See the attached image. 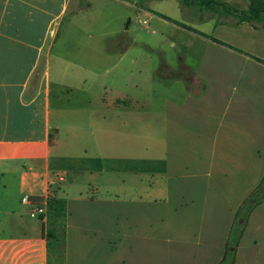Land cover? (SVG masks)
<instances>
[{
    "label": "crops",
    "instance_id": "crops-1",
    "mask_svg": "<svg viewBox=\"0 0 264 264\" xmlns=\"http://www.w3.org/2000/svg\"><path fill=\"white\" fill-rule=\"evenodd\" d=\"M66 1L0 0V264H217L264 173V27L197 35L222 61L145 104L124 31L52 30ZM54 45L75 58L52 77ZM235 241L234 264H264V201Z\"/></svg>",
    "mask_w": 264,
    "mask_h": 264
},
{
    "label": "rangeland",
    "instance_id": "rangeland-1",
    "mask_svg": "<svg viewBox=\"0 0 264 264\" xmlns=\"http://www.w3.org/2000/svg\"><path fill=\"white\" fill-rule=\"evenodd\" d=\"M219 1L243 10L254 0ZM162 16L170 21L164 20ZM233 20L229 16L182 8L175 0H67L61 25L57 28L53 26L52 30L95 33L98 47L108 45V38L102 35L113 33L115 36L124 31L122 41L133 44L122 60L123 65L135 61L142 67L145 104H148L150 101L147 100L164 93L162 87L166 85L177 82L183 87L190 84L195 64L222 61L218 59L220 55L216 54L217 50H209L208 44L197 35H211L216 24ZM55 35L52 39L58 42ZM59 47L54 45L49 53L52 77L56 73L57 52L63 53L65 60L75 58L72 51H60ZM96 61L105 63L108 59L105 54L97 52ZM220 68L205 73L212 76L213 73H220ZM48 218L56 220V217L46 213V220ZM243 220L242 215L237 221L234 218L236 224H243ZM229 244L226 243L224 251L229 247L228 250H234L235 254L237 243L235 247L233 241Z\"/></svg>",
    "mask_w": 264,
    "mask_h": 264
},
{
    "label": "trees",
    "instance_id": "trees-1",
    "mask_svg": "<svg viewBox=\"0 0 264 264\" xmlns=\"http://www.w3.org/2000/svg\"><path fill=\"white\" fill-rule=\"evenodd\" d=\"M175 1H177V3L182 8L184 7L188 9H193L200 13H214L217 15L229 16L235 20V24L245 22L251 24L253 27H264V0H254L246 9L243 10L234 8L230 4L219 0ZM162 18L166 21H170L167 17L162 16ZM211 40L217 44H223L215 39L211 38ZM249 199H251L254 204H249L248 201L244 202V205L240 208V212H238V214L236 215V221L241 215L244 217L243 224H236V222L233 223L230 239L227 241L228 244L233 241L234 247L237 243V241H235V237H237V235L242 232L249 210L254 205H258L262 201H264V173L256 189L251 194ZM57 208H59V204L56 201L49 199V201L47 202V213L49 214L51 213V211L55 212ZM230 246L231 245L229 244V247ZM229 247H227V249L224 251L223 257L217 264H234V250L229 251Z\"/></svg>",
    "mask_w": 264,
    "mask_h": 264
},
{
    "label": "built area",
    "instance_id": "built-area-1",
    "mask_svg": "<svg viewBox=\"0 0 264 264\" xmlns=\"http://www.w3.org/2000/svg\"><path fill=\"white\" fill-rule=\"evenodd\" d=\"M62 181L63 177H58ZM49 199L35 198L30 196H23L20 203L28 208V216L33 219L42 220L46 216L47 202Z\"/></svg>",
    "mask_w": 264,
    "mask_h": 264
}]
</instances>
